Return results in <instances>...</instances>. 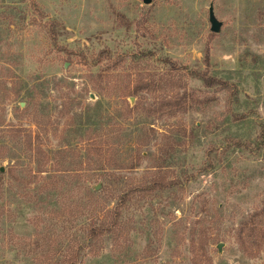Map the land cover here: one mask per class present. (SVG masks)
<instances>
[{
	"label": "rangeland",
	"instance_id": "374dc122",
	"mask_svg": "<svg viewBox=\"0 0 264 264\" xmlns=\"http://www.w3.org/2000/svg\"><path fill=\"white\" fill-rule=\"evenodd\" d=\"M263 127L264 0H0V264H58L81 238L46 176L107 168L131 186L165 149L177 184L126 202L125 229L77 264H264Z\"/></svg>",
	"mask_w": 264,
	"mask_h": 264
},
{
	"label": "trees",
	"instance_id": "16d2710c",
	"mask_svg": "<svg viewBox=\"0 0 264 264\" xmlns=\"http://www.w3.org/2000/svg\"><path fill=\"white\" fill-rule=\"evenodd\" d=\"M106 54V58H110L108 51ZM195 76L202 81L204 87H212L214 85L227 87L226 82L209 76L207 71L199 72ZM171 78V75H167V78L162 76L157 80L151 79L148 82L139 81L140 85L135 91L130 92V94H137L139 91L151 87L159 89L162 87V84L172 81ZM244 116L245 114L239 115L236 118ZM117 124L118 128L114 132L116 131L118 141L122 142L124 127L119 123ZM262 131L264 132V127ZM234 144L238 147L245 145L241 141H235ZM122 148L123 143H119L117 151ZM168 156V149H165L160 157V160H162L160 163L162 165L158 164L159 162L156 163L153 166L154 170L152 175L148 179L131 186L126 182L121 173L115 174L112 171L109 172L107 168L98 169L100 171L99 173L95 172V168H84L67 172L64 175H62V172H59V174L46 176V185L44 184L42 189L40 188L41 192L46 194V196L56 197L57 204L59 205V209L53 208L50 213L57 218L58 215L62 217L67 210H71L75 213L76 219L82 222L80 228L82 233L81 238L75 239L73 244L68 245L63 251L61 250L62 252H59L61 256L58 264H77L84 249H99V244L105 235H116L119 231L124 230L127 224L123 219V209L126 206V202L133 198L146 197L153 192L175 186L177 181L168 179L163 174L165 173L163 163L167 160ZM115 169L118 168H112L113 171H116ZM96 177L102 178L104 181V187L102 186V189L99 191H95L90 184L91 180ZM1 179L2 174L0 173V194L2 191ZM103 193L107 194L108 199L115 200L112 207L109 208L106 202L96 200L97 195ZM260 210V213L251 216L250 228L256 226L257 222H254L256 216L260 215L264 219V203Z\"/></svg>",
	"mask_w": 264,
	"mask_h": 264
},
{
	"label": "water",
	"instance_id": "95a60500",
	"mask_svg": "<svg viewBox=\"0 0 264 264\" xmlns=\"http://www.w3.org/2000/svg\"><path fill=\"white\" fill-rule=\"evenodd\" d=\"M142 2L144 4H150L152 2V0H142ZM208 21L210 23V31L212 32H219L222 26V22L219 21L215 14H214V10H213V6L210 4L209 8H208ZM90 97L93 98V95L90 94ZM0 171H3V167H0ZM100 188V184H96L93 189L94 190H98ZM218 250L221 249V244H218L217 246Z\"/></svg>",
	"mask_w": 264,
	"mask_h": 264
}]
</instances>
